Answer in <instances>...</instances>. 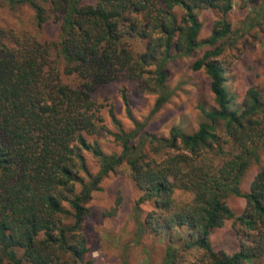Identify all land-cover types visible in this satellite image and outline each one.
Returning a JSON list of instances; mask_svg holds the SVG:
<instances>
[{
    "label": "trees",
    "instance_id": "obj_1",
    "mask_svg": "<svg viewBox=\"0 0 264 264\" xmlns=\"http://www.w3.org/2000/svg\"><path fill=\"white\" fill-rule=\"evenodd\" d=\"M3 1L27 4L38 27L52 19L57 37L40 41L0 27V264H86L87 203L123 163L140 191L136 237L165 241L161 264H264V66L262 83L237 103L222 47H215L235 36L227 18L235 0ZM238 2L248 8L243 32H264V0ZM203 9L217 12L206 39L198 37ZM204 46L211 49L190 67L208 78L213 102L194 130L173 126L158 136L133 119V129L112 133L119 153L88 140L104 128L93 99L98 87L135 81L160 90L159 108L169 96L166 62ZM86 153L97 160L95 172ZM252 165L259 169L243 189ZM177 190L189 198L177 201ZM229 195L245 200L240 214L227 204ZM146 202L151 209L142 215ZM229 219L238 248L216 250L210 234Z\"/></svg>",
    "mask_w": 264,
    "mask_h": 264
},
{
    "label": "rangeland",
    "instance_id": "obj_2",
    "mask_svg": "<svg viewBox=\"0 0 264 264\" xmlns=\"http://www.w3.org/2000/svg\"><path fill=\"white\" fill-rule=\"evenodd\" d=\"M238 3L235 0L227 15L232 27L236 29L234 38L220 41L215 47H222L219 57L228 66L226 85L229 92L235 95V101L240 103L250 86L259 85L263 81L264 32L259 27L243 32V20L247 19L248 8ZM216 19L217 12L214 10L203 9L198 12L201 23L198 36L200 39L209 37ZM0 27L18 35H32L40 41L57 37L56 23L49 19L42 27H38L34 20V11L27 4L11 7L0 0ZM207 48L210 47L204 46L191 55H175L166 62V91L169 96L159 108H155V103L160 90H148L135 81L124 80L98 87L93 92V99L100 105L104 128L88 136V140H96L106 153H119L120 144L112 133L118 132L119 128L125 131L133 129V119L146 121L145 129L158 136H168L173 126H179L186 132L194 130L204 119L202 109H208L213 102L208 78L203 71H194L190 67L192 61ZM147 82L154 83L150 78ZM121 89L126 93L127 103L123 100ZM110 108L121 122V127L111 118ZM85 155L89 170L95 172L97 160L89 153ZM260 160L261 165H264V148ZM258 169V165L249 168L243 189L248 188ZM99 185L100 189L93 192L87 203L88 213L83 226V234L90 248L85 255L86 264H161L165 241L153 234L136 237L134 217L140 191L130 178L127 165L123 163L109 172ZM175 195L177 201L189 198L188 193L180 190ZM118 200L119 204L116 205ZM226 202L236 214H240L245 206V200L234 195H229ZM142 209L144 215V211L151 209V203H144ZM210 241L216 250H236L239 241L232 220H226L221 227L213 229Z\"/></svg>",
    "mask_w": 264,
    "mask_h": 264
}]
</instances>
